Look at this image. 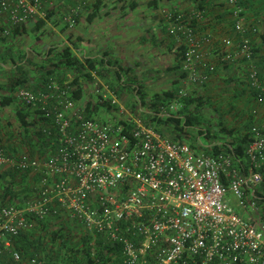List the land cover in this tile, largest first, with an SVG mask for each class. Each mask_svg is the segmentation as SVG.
<instances>
[{"label": "built area", "instance_id": "obj_1", "mask_svg": "<svg viewBox=\"0 0 264 264\" xmlns=\"http://www.w3.org/2000/svg\"><path fill=\"white\" fill-rule=\"evenodd\" d=\"M226 1L237 38L215 37L194 26L193 20L204 17L197 7L162 11L170 34L186 48L185 86L208 82L219 65L254 59L249 34L256 26L242 0ZM48 4L0 0L15 25L46 19ZM80 9L77 5L64 15L70 28ZM248 75L264 104V78L253 64ZM93 78L92 91L100 100L120 104L96 72ZM71 81L50 77L41 89L17 92L38 118L51 121L43 129L54 136V144L40 156L16 155L0 146V170L29 172L34 187L18 203L0 202V256L7 250L19 264H42L37 256L24 260L12 238L32 226L31 216L44 220L65 214L94 236V245L98 235L119 245L124 264H264V125H252L246 163L236 165L229 153L197 151L164 136L157 123L148 125L140 115L124 123L86 114L85 102L73 98ZM177 108V101L164 105L158 116Z\"/></svg>", "mask_w": 264, "mask_h": 264}, {"label": "trees", "instance_id": "obj_2", "mask_svg": "<svg viewBox=\"0 0 264 264\" xmlns=\"http://www.w3.org/2000/svg\"><path fill=\"white\" fill-rule=\"evenodd\" d=\"M50 1L52 4L46 6L47 18L36 19L39 28H42L49 18L56 17L57 24L64 22V15L80 5L77 24L73 28L65 24L63 28L65 31H67L66 29L72 30L68 32L70 45H56L45 52L44 55H48L47 59L45 56L43 57L45 64L35 63L33 58H28V53L31 51H27L26 48L22 53L21 61L12 58L15 61L11 68L15 72L18 71V75L16 74L15 83L10 93L0 99V146L5 148L8 153L18 155L29 152L32 155L40 156L49 153L52 144H54V136L48 135L43 129L44 124L51 126V121L38 118L37 112L18 97L17 92L21 87L38 90L44 87L50 77L66 80L72 76L73 98L78 102H86V114L95 116L97 112L102 111V108H117L118 104H112L108 99L101 98L100 100V96L93 91L89 93V86L94 80L93 74L89 70L92 67L96 69L99 77L107 82L110 89L116 91L118 95L122 93V88H128L135 95V101L129 102L131 109L134 110L139 105L138 114L148 125L157 123L156 129L164 136L179 142H185L182 136H189L195 140L205 137L207 145L204 152L229 153L234 156L236 165L239 164V160L242 164L246 163V149L251 140L250 128L253 124H261L258 117L262 115L264 105L257 101L258 92L251 86L248 75L249 68L253 64L259 69L260 76L264 78V0H242L247 18L249 12L254 15L253 20L250 21L248 18V21L256 26V31H251L249 34L254 44L253 61L240 59L231 64L219 65L211 80L202 84H191L197 87L195 88L197 91L188 92L186 95L180 94L181 89L185 87L187 78V72L183 68L186 48L179 44L177 38L169 32L168 23L162 13L163 9H168V7L161 8L162 0H154L151 5L160 21L167 27L162 29L163 32L175 41L176 61L166 70L167 73L174 72L177 77L173 79L171 86L153 93L148 92L147 83L139 79L133 66L121 65L119 64L120 60L116 59L103 62L109 64L112 69H100L96 68L95 60H89L91 67L88 66V68L83 66L74 55L71 47L76 44L73 39L74 28L80 24L85 13L88 14V22H92L105 7L106 0H69L70 3L65 6L64 10L62 7H55V0ZM191 1L193 7L204 10V17L201 20H193L194 26L210 31L215 37H219L215 30L218 26L226 24L231 29L232 22L229 15L232 14V11L226 0ZM192 6L186 9H172L191 11ZM0 18L2 38H8L10 35L18 36L19 30L23 34V30L29 23L13 24L8 15L2 12L1 7ZM3 18L6 20H2ZM6 30H9V34L5 33ZM52 56L57 57V60L48 65ZM27 63L32 65H26ZM240 70L241 74L238 72ZM158 78L160 75L156 77V79ZM33 81H36V84ZM16 100L20 104L17 105L16 115L24 130V137L20 135L22 132L16 134L15 131H11L7 143L2 138V108L14 105ZM174 101L178 102L177 110L168 112L161 117L158 116L164 105ZM122 121L126 123L130 120ZM171 128L178 133V137L166 134L165 129ZM261 171L264 175V163ZM29 176V172L21 170H0V202L2 204L18 203L26 195H29L34 190L31 181H28ZM31 178V180L37 179L36 176ZM260 196H263V193H260ZM31 219H34L32 226L12 238L13 247L22 254L24 260L37 256L42 264H124L120 258L119 245L113 244L102 235L97 236L94 245V236L86 231L80 222L68 215L51 216L44 220L31 216ZM81 228L84 231L78 232L81 231ZM0 262L1 264H19L7 250H4L0 256Z\"/></svg>", "mask_w": 264, "mask_h": 264}, {"label": "crops", "instance_id": "obj_3", "mask_svg": "<svg viewBox=\"0 0 264 264\" xmlns=\"http://www.w3.org/2000/svg\"><path fill=\"white\" fill-rule=\"evenodd\" d=\"M152 2H154V0H106L105 7L92 22H88V14L85 13L81 18L80 24L73 30V39L76 44L73 46L71 45L73 53L79 59L80 63L83 66L91 67L89 60H95L96 68L112 69L109 64L103 62L105 60L115 61L117 59L118 61L120 60L119 64L131 66L128 64L129 55L135 58L134 55H140L145 47H147L146 49H150L151 46L154 49L153 52L159 56L176 55L177 48L173 45L175 41L172 37L163 36L160 32L161 29L166 26L156 15L151 5ZM178 2L179 1L176 0V3ZM69 3V0H55L54 4L56 8L62 7V10H64L65 6ZM192 4L191 0H180V6H183L185 9L190 8ZM248 15L249 20H253V13L249 12ZM229 18L232 22L231 29L228 28L226 24H222V26L220 25L215 29L216 33L218 36L225 35L237 38L238 35L233 29L234 17L230 14ZM56 20V17L54 19H47L46 24L42 28L38 27L36 21H31L28 23L25 30L22 29L24 31L23 34L22 31L19 30V34L17 35H25L29 42H31V47H27L26 50L31 51L30 57L33 58V61L42 63L44 61V56L46 59L48 58V55H44V53L56 45H70L69 34L63 29L65 23L60 22V24H57ZM138 51L140 53H138ZM7 52L9 53L8 55L12 54V51ZM10 68V65L0 62V99L8 94L6 91L10 93L15 83L16 72L10 70ZM89 70L92 74L96 72V69L92 67ZM238 72L241 74V70ZM155 76L157 77L159 75ZM33 83L36 84V81H33ZM91 91L92 88L90 85L89 93H91ZM258 120L264 125V105L262 115L258 117ZM165 132L171 137H178V133L172 130V128L169 130L165 129ZM182 139L195 150L205 151L207 143H204L202 138H197V140H195L189 138V136H182ZM256 216L259 217L258 214H256ZM262 219L264 220V218Z\"/></svg>", "mask_w": 264, "mask_h": 264}, {"label": "rangeland", "instance_id": "obj_4", "mask_svg": "<svg viewBox=\"0 0 264 264\" xmlns=\"http://www.w3.org/2000/svg\"><path fill=\"white\" fill-rule=\"evenodd\" d=\"M178 1L179 2L176 3V0H162V2H160V4L162 5L161 8H165V7H168L171 9L172 8H180V9L184 8L183 6H180V0ZM2 20L5 21L6 19L3 18ZM0 22H1V18H0ZM66 30H67L65 31L66 33L72 31L71 29H66ZM160 32L163 34V36L168 37L163 32L162 29ZM30 43L31 42H29L28 38L25 35H22V36L10 35L8 38H2L0 34V62L6 63L10 65V67H12L11 65L14 63L15 60L21 61L20 59H21L22 53H24L25 48L31 47ZM173 45L175 47L174 43ZM146 48L147 47L143 49L144 51L142 50L140 55L139 54L137 56L134 55L135 58H132L129 55L128 64H130L136 69L135 71L139 75V79H142L145 83H147L148 92L150 91L151 93H153L155 91L162 90L164 88L171 86L173 79L177 77V75L174 72L169 71V73H167V70H166L167 67L172 66L175 63L176 55L171 53L173 54V56H170V55L159 56L153 52L154 49L152 46L150 47V49H146ZM7 51H12L11 52L12 54L8 55L9 53ZM138 53L140 52L138 51ZM30 56H31V52L28 53V58H30ZM12 58H15V60H12ZM55 60H57V57L52 56L50 58V61H48V65L53 64V61ZM35 63L40 64V62H35ZM42 63L45 64V62H42ZM26 65H32V64L27 63ZM10 70L13 71V68H10ZM16 74L18 75V71H16ZM155 75H160V78L156 79ZM71 78L73 77L70 76L68 79H71ZM100 78L104 83H107L104 79H102V77ZM92 83H93V80H92ZM92 83H91V88L92 90H94V86L92 85ZM185 88L187 89V93L197 91L195 89L197 87L191 84L186 85ZM122 90H123L122 93L119 95L117 94L116 91L112 90V92L115 93V95L117 94L116 96L120 101V104L116 105L117 108H112V109L102 108V111L97 112L95 114L97 118L101 120H114V121L117 120L118 121V120H126V119L132 120L133 117L139 116L138 114L139 105H137L134 110H132L131 107L129 106L130 101L132 103H133V100L135 101V95H133L130 92V90L126 87L122 88ZM6 93H9V91H6ZM17 102L18 101L16 100L14 105L10 107L2 108L1 130H2V138L5 139L6 142L10 137L11 131H15L16 134L19 132H22V134L20 135H22L21 137H24V130L16 115L17 105H20ZM203 140H204L203 141L204 143L207 142V139L205 137H203ZM229 195L232 196L233 204L239 208L237 199L231 193ZM82 231L84 230L81 228V231H78V232H82Z\"/></svg>", "mask_w": 264, "mask_h": 264}]
</instances>
